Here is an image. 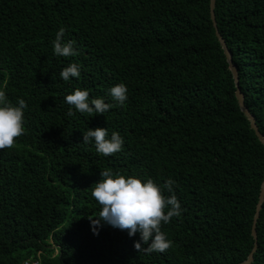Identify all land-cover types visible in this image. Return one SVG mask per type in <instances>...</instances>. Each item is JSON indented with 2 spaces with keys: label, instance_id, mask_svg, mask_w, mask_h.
<instances>
[{
  "label": "trees",
  "instance_id": "1",
  "mask_svg": "<svg viewBox=\"0 0 264 264\" xmlns=\"http://www.w3.org/2000/svg\"><path fill=\"white\" fill-rule=\"evenodd\" d=\"M210 0H0V89L23 99L24 132L0 150V264H238L254 246L252 220L264 145L241 112L210 18ZM244 102L264 135V0H216ZM75 56L53 53L55 33ZM79 66V78L59 73ZM127 87L124 106L108 94ZM76 89L111 104L79 113ZM123 137L110 156L88 128ZM175 181L179 217L161 224L165 252L138 251L127 230L90 219L100 172ZM164 196H169L167 190ZM250 264H264V201Z\"/></svg>",
  "mask_w": 264,
  "mask_h": 264
},
{
  "label": "clouds",
  "instance_id": "2",
  "mask_svg": "<svg viewBox=\"0 0 264 264\" xmlns=\"http://www.w3.org/2000/svg\"><path fill=\"white\" fill-rule=\"evenodd\" d=\"M64 34V28L55 33L52 41L54 55H77L73 47L74 41L62 40ZM59 76L64 81H68L70 77L79 78V66L69 64L60 71ZM108 94L121 106L128 99L127 87L123 83L112 86ZM65 103L71 106L68 115L73 114V107L79 113L104 114L112 106L102 97L89 99V92L84 89H76L66 95ZM26 107L23 99H18L16 105L11 104L5 91L0 89V150L13 147L14 138L23 134V110ZM82 135L84 143L93 141L96 152L106 157L122 149L123 137L115 131L109 136L106 128H88ZM100 177L102 179L95 183L91 192L101 206L99 216L96 219L89 218L94 234L98 233L102 223L108 224L113 228L127 230L130 237L139 233L140 239L134 241V247L138 251L142 245H146V252H165L172 242L161 231V224H167L172 217H179L181 214V204L173 190L175 181L168 178L159 186L151 178L142 181L137 176H125L108 169L101 171ZM164 190L170 195L164 196Z\"/></svg>",
  "mask_w": 264,
  "mask_h": 264
},
{
  "label": "water",
  "instance_id": "3",
  "mask_svg": "<svg viewBox=\"0 0 264 264\" xmlns=\"http://www.w3.org/2000/svg\"><path fill=\"white\" fill-rule=\"evenodd\" d=\"M215 2H216V0H210V3H209L210 18H211L213 27L215 29V35H216V37H217V39H218V41H219V43L223 49V52H224L226 59H227V62L229 64V69L233 75V79H234V82L236 85L235 96H236V99L238 101L239 108H240L241 112L249 120L250 127L254 130L255 135L257 136L258 140L264 145V135L262 133H260V131H259V129L255 123V118L250 113L247 106L245 105L243 93L241 92L240 88L238 87V74H237L236 66L232 62L231 52L227 48L225 40L222 38V36L220 35V33L217 29V24H216V19H215V14H214ZM263 201H264V177H263V180L261 182V187H260V191H259V195H258L256 207H255V213L253 216L252 226H251V235L255 241L254 246H253L251 252L249 253V255L247 256V258L238 264H250L252 259H253V252L255 251V248H256V222L258 220L259 212H260V209L262 207Z\"/></svg>",
  "mask_w": 264,
  "mask_h": 264
}]
</instances>
